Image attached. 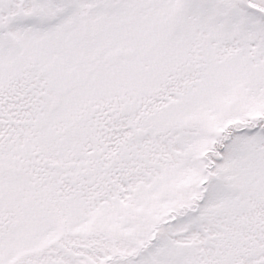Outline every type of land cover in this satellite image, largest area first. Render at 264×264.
<instances>
[{
    "label": "snow or ice",
    "instance_id": "1",
    "mask_svg": "<svg viewBox=\"0 0 264 264\" xmlns=\"http://www.w3.org/2000/svg\"><path fill=\"white\" fill-rule=\"evenodd\" d=\"M0 264H264V0H0Z\"/></svg>",
    "mask_w": 264,
    "mask_h": 264
}]
</instances>
